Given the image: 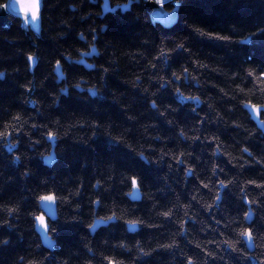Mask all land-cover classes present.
Here are the masks:
<instances>
[{"label": "trees", "instance_id": "16d2710c", "mask_svg": "<svg viewBox=\"0 0 264 264\" xmlns=\"http://www.w3.org/2000/svg\"><path fill=\"white\" fill-rule=\"evenodd\" d=\"M128 2V12L101 19L100 0H43L39 36L15 18L0 27V132L9 134L0 137V241L7 240L0 264H264V135L244 110L264 96V0H176L169 28L153 24L142 0H110ZM184 40L185 50L159 56L162 42ZM90 41L100 52L87 70L74 62L92 50ZM157 62L169 77L184 75L160 88L151 80L157 70H149ZM191 94L200 99H185ZM152 100L161 112L149 107ZM17 116L30 126L59 121L62 139L37 143L41 130L33 129L29 147L27 136L13 133ZM190 127L200 129L191 145L179 135ZM141 148L168 155L159 166L144 164ZM185 149L192 156L181 164L176 157ZM52 152L54 163L45 166L40 154ZM186 165L197 174L185 178ZM133 178L139 202L129 200ZM47 195L57 209L51 248L35 231ZM95 220L112 222L91 235Z\"/></svg>", "mask_w": 264, "mask_h": 264}, {"label": "water", "instance_id": "95a60500", "mask_svg": "<svg viewBox=\"0 0 264 264\" xmlns=\"http://www.w3.org/2000/svg\"><path fill=\"white\" fill-rule=\"evenodd\" d=\"M42 1L43 0H7L6 4L8 8L5 9L4 6H0V27H6L10 25V19H19L22 22V28L24 30L32 32L34 35L39 36L41 29V12H42ZM145 4L146 12L149 15L153 24L161 25L163 27L169 28L173 26L177 20V10L178 4L175 3L176 0H142ZM101 2V19L108 14H114L116 12H121L122 14L129 11L131 2L121 6H112L110 0H100ZM37 5L36 8V18H32L33 6ZM167 4H172L174 9L168 12L164 9ZM97 57L96 48H92L90 52L81 56L79 61H75L76 65L82 66L89 70L88 61ZM54 75L58 83H62L65 80V75L62 72L60 65H56L54 69ZM244 110L249 115L252 122L256 125L257 129L264 135V122L261 120L262 115H264V109L258 108L253 111L251 106H244ZM46 162L49 166L54 163L53 152L49 157L46 158ZM129 200L132 202H139L141 200L140 191L136 184L133 187ZM41 215L35 220V231L41 241V244L45 248L52 247V241L49 236V222H53L57 217L56 200L48 202L41 200L39 202ZM44 218L43 225L41 224L40 218ZM252 220L251 212L247 215V223L249 224ZM112 221L95 220L92 227L90 228V234L94 235L100 228L107 227ZM246 247L249 252H253L254 245L252 239L247 236L243 237Z\"/></svg>", "mask_w": 264, "mask_h": 264}, {"label": "clouds", "instance_id": "9594fccd", "mask_svg": "<svg viewBox=\"0 0 264 264\" xmlns=\"http://www.w3.org/2000/svg\"><path fill=\"white\" fill-rule=\"evenodd\" d=\"M194 35L197 36V37H199V38H203L204 37V34L201 33V32H196V33H194ZM79 38L81 40H83L84 39L83 34H81ZM88 46L90 48H95L96 47V44L94 42H91L90 41V42H88ZM188 47H189L188 40H184L183 42H180V43H178L177 41H169L167 43L162 42L161 49H160V52H159V56L160 57H167L169 55V53L174 54L177 51H179V50H185ZM97 52L98 53L100 52V49L99 48H97ZM68 58L71 59V57H68ZM199 66L200 67H204V65H202V64L199 65ZM89 67H94V65H89ZM153 68H155L157 71L151 77V80H154L160 86V88H163L166 84H169L172 77H175L176 79H180V77L182 75H184V71L181 69L178 72L177 71L172 72V77H169V76H167L164 73V69H163L162 65H160L158 62L156 64H153V65H150L149 66V70L150 71ZM3 76H4V73L3 72H0V79H2ZM187 76L191 80H193L198 86L201 85V80L198 79L196 76H194L192 74V72H190V71L187 72ZM136 83L139 86L140 81L138 80ZM158 90L159 89H157V91ZM99 91H100L99 88H95V92L96 93H99ZM145 91L147 92L148 90L145 89ZM175 91L178 92L180 95H184V93L181 92L180 89H178V88L175 89ZM61 92L64 93V94H66V91L64 89H61ZM155 94H156L155 92L151 93V95H155ZM185 99L199 100L200 97L197 96V95H195V94H191V95L185 96ZM208 101H209V104H208L209 109L214 111L213 104L211 102V98H208ZM201 102L203 103L204 101H201ZM258 102L261 105H264V96H262L259 99ZM33 103H35V101ZM149 107L151 109L156 110L157 112H161V108L158 106V104L155 102V100H152L150 102ZM219 115L220 114L217 112L216 113V116H219ZM215 119H216V117H213L212 120H210L209 122H215ZM221 119H222V117H221ZM169 123H174V121H169ZM16 124H17V127L13 129V133L15 134L17 131H19L21 134L27 136L28 137V141H29V147H32V137H31L30 133L32 132L33 129H40L41 130V138H40V140L37 141V143H42L45 137L47 139H49V137H48V133L49 132L47 131V128L48 127H55V128H57V131H56L55 136L53 138L57 139V141H60L62 139V137H61V131H60V129L62 128V126L60 125L59 121L49 122V124H47V125L34 124V125H31L30 126V119H18L16 121ZM144 131H145V133H147V129H145ZM199 132H200V129L199 128H197V127H190V128L181 130L179 132V135L184 140L189 141V144L191 145V143H194L197 139H200V136L198 135ZM188 133H192V135H188ZM0 137H4L5 139H7V136H0ZM108 138L111 139L110 137H108ZM153 138L154 139H160L161 137L159 136V134H157ZM207 138L208 137H204V139H207ZM15 142H16V140H13V143H15ZM113 142H115V141L113 140ZM217 143H219V139L218 138H217ZM49 151H50V149H49ZM213 151H214V153L215 152H219V149H215ZM244 151H248V150L245 148ZM146 152H147V149L146 148H141L136 153V157L140 161H142L144 164L151 163V164H156L158 166H159L160 162L162 160H164L165 155H168V153L161 151L158 155H155L153 157V155L146 154ZM40 155H41V158H42V162L45 164V166L50 167L47 164V162H46V155L44 153H41ZM249 155H252V154L249 153ZM191 156H192V153L185 149V150L180 151V156L179 157H176V158L179 160V163L184 164L185 160H188ZM180 157H183V159H180ZM14 159H21V157L20 156H15ZM197 160H199V157H197ZM173 170L174 169L171 166H169V171H173ZM201 171H202V169H201ZM212 171L215 172V167H213ZM188 173H191L192 175H196L197 174L195 171H193L192 167H189V166L186 165L185 168H184V176H185V178L187 177V174ZM28 174H29V172H26L25 173V176H27ZM220 184H221V187H224L225 186L224 181H221ZM44 185L47 186V180L44 181ZM98 187H99V182H97L96 184H93L92 185L93 190H95ZM79 192H80V190L77 189L74 192L70 193V196L74 197ZM198 202L202 203L205 208L208 207V205L206 203H204L202 197L198 198ZM212 202L213 203H216L215 200H213ZM181 227H183V226H181ZM0 243H7V240L0 241ZM260 245L262 247H264V240H261L260 241ZM238 250L239 249H237V251Z\"/></svg>", "mask_w": 264, "mask_h": 264}, {"label": "snow or ice", "instance_id": "6c2138e0", "mask_svg": "<svg viewBox=\"0 0 264 264\" xmlns=\"http://www.w3.org/2000/svg\"><path fill=\"white\" fill-rule=\"evenodd\" d=\"M7 8H8V5L5 4V9H7ZM36 8H37V5L34 4V6H33V13H32V18H33V19L36 18ZM217 38H219V39H224V40H227V39H228L227 36H224V37H217ZM31 59H32V57H29V60H31ZM58 63H59V62H58ZM249 74L251 75V73H249ZM260 75H261V77H264V72H261ZM246 106H251V107L253 108V111H256L258 108H260V109H264V105H259V106H256V105H246ZM14 119H20V117L17 116V117H14ZM7 135H9V134H8V133L0 132V136H7ZM54 136H55V133H53V132H49V133H48V137H49V139H52ZM132 184H133V187L135 188V187H136V184H137L135 178H133ZM41 199H42V200H45V201H48V202H52V201L54 200V197H53L52 195H47V196H42ZM9 211L11 212L12 210L10 209ZM165 215H167V213H165ZM245 215H247V213H246ZM110 219H111V218H110ZM40 221H41V224L43 225V223H44V218L41 217V218H40ZM129 223L134 224V223H136V222H135V221H129ZM89 227H91V225H90ZM242 235H245V236H247L249 239H252L251 232H250L249 230H247V229L244 231V233H242ZM189 264H191V261H189Z\"/></svg>", "mask_w": 264, "mask_h": 264}]
</instances>
